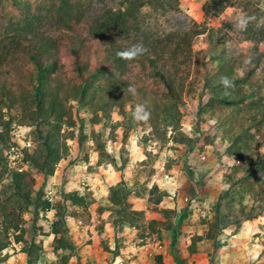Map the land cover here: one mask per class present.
Masks as SVG:
<instances>
[{
    "label": "rangeland",
    "instance_id": "374dc122",
    "mask_svg": "<svg viewBox=\"0 0 264 264\" xmlns=\"http://www.w3.org/2000/svg\"><path fill=\"white\" fill-rule=\"evenodd\" d=\"M206 1L176 0L175 10L144 4L126 21L127 33L105 31L102 41L93 34L96 23L119 0H67L62 16L59 0H21L22 9L0 0V83L13 93L0 97L3 118L9 120V139L0 146L7 158L0 167V264H153L158 255L165 264H219V252L229 243L244 250L242 242L264 237V163H258L264 162V121L249 127L252 122L242 117H257L264 102V27L255 26L264 25V0H230L218 13L206 11ZM24 5L34 18L31 39L40 37L48 48L53 70L47 81L62 113L58 140L66 148L50 172L40 170L31 155L42 154L36 130L43 135L54 117L35 124L23 112L35 63L3 46L10 41L7 30L16 28V20L22 23ZM241 15L255 17L245 30L234 27ZM242 31L247 35L240 39ZM110 40L124 49L142 42L166 51L165 68L177 74L175 81H184L175 123H165L163 106L170 101L149 61L141 56L112 70L102 50ZM185 42L190 45L183 52ZM241 56H253L254 64L243 75L239 67L224 64ZM97 67L107 70L96 72ZM80 76L101 86L108 84L105 77L116 76L122 80L118 86L131 83L139 91L135 96L126 91L115 104L102 103L97 89L87 103L65 97L62 83H78ZM221 76L234 81L228 96ZM248 78L253 86L245 83ZM250 91L257 97L248 96ZM227 98L240 108L229 111L222 101ZM138 103L151 113L147 122L131 115ZM257 166L253 176L243 178ZM11 171L29 175L22 184L32 200L26 209L14 193ZM114 185L123 198L118 203L111 194ZM4 215L19 218L17 228L4 231ZM249 216L262 218L245 224Z\"/></svg>",
    "mask_w": 264,
    "mask_h": 264
},
{
    "label": "trees",
    "instance_id": "16d2710c",
    "mask_svg": "<svg viewBox=\"0 0 264 264\" xmlns=\"http://www.w3.org/2000/svg\"><path fill=\"white\" fill-rule=\"evenodd\" d=\"M10 5L13 8L16 9H22V3L21 0H7ZM60 4L58 5L57 10L60 16H62L66 10L67 6V0H59ZM230 0H207L204 4L203 8L206 11H210L212 13H218L220 12L224 7H226L229 4ZM147 3H151L152 5L156 7H163L165 9L169 10H175L177 8L176 0H119V6H117L114 9H108L106 10L102 15V22H97L96 27V33H93L98 39L103 41V32L105 31H111L112 35L119 33H127L128 31V20L134 19L137 17V14L140 11V8ZM25 6V5H24ZM23 17L22 23H20L19 20H16V28H12L10 30H7L9 32L10 41H8L3 46L8 49L10 48L13 51H17L19 53L24 52L26 56L32 60L35 63V70L28 73L27 77V87L24 91L25 94V100L23 104V112L25 115V119L29 120L32 123H37L38 120L47 119L49 116H53L54 120L52 122L48 121V130L44 132L43 135H41V130H36V133L38 134V140L40 139V143L42 145V154H39L36 152L34 155H31L32 162L42 171H51L50 164L52 162H55L60 158L61 153L65 150V146L60 143L58 138H60L59 134V122L61 120V114L57 113V111L60 108V102L57 99L56 93L54 89L50 88V82L47 81L48 71L53 70V67L51 65V62L46 57L47 54V46L42 43V41H39L40 37L36 40L31 39L30 32L33 30L32 28V19L33 14L29 13V9L25 6V9L23 10ZM19 24V25H18ZM228 27H230L229 24H227ZM234 28V27H230ZM237 32L238 38H244V36L247 35V32L242 31ZM4 31L0 33V43H2V39L4 38ZM28 41V43H26ZM114 40L107 41V44H105L102 48L103 51L106 52L107 57L110 58L109 64L112 66V70H119V69H125V63L127 61L121 60L117 57L116 53L120 50H123L124 48L120 47L119 45L115 44L113 42ZM106 42V41H105ZM184 41L181 45H183ZM185 46L180 45V50L185 51L189 47V42H185ZM0 48H2L0 46ZM183 49V50H182ZM174 52V50H171ZM1 53V50H0ZM165 53L160 52L155 45H150L148 47V52L143 55L144 59L148 60L151 65V74L155 76V78L161 83V86L163 87V92L166 95V97L170 101V105L163 106V112L167 114V121L165 123H175L176 120V109H177V100L179 98V91L180 87L183 84V79L181 81L176 79H173L172 75H176L175 73L169 74L168 70L165 68L166 63V56ZM4 55H6V52H4ZM1 56V54H0ZM74 66L78 69V71H81V67L79 65V62L74 60ZM253 56H241V58H232L230 60L224 61L225 65L234 68L239 67L242 71V75L245 73H249L252 71V64ZM96 72H100L103 70L105 72L107 69L105 67L95 68ZM108 73V72H106ZM81 75V73L79 74ZM90 75L92 77L96 78V74L94 72H91ZM82 76V75H81ZM80 76V79L78 83L76 80L73 79H67L65 82L62 83L64 89L66 90L65 97L67 98H74L76 100H79L83 103H87L88 99H92L94 96V92L97 89V91L101 94V102L104 104H115L118 103L117 100L121 99L123 97L124 93H126L127 88L130 84H121L118 86V83H121L122 80L116 76L111 77H105L104 81H107L108 84L105 86L99 85V82L96 83L90 80H87L86 78H83ZM183 81V82H182ZM245 83L247 85H254V81L249 79L245 80ZM90 85V89L87 91V88ZM132 86V85H131ZM118 87L119 90H116ZM139 91V89H137ZM30 91V92H29ZM122 91V92H121ZM29 92V95H26ZM120 92V93H119ZM128 93V92H127ZM12 96V91L8 90L5 86V83H0V97L5 95ZM248 96L257 97V94L254 91H250ZM125 99H128L130 96L127 94L124 96ZM122 100V99H121ZM223 104L228 105L229 111H232V109H236L237 107L240 108L239 104L237 105V101L234 99H223ZM0 104H5L4 100L0 99ZM260 110L258 111V116L255 117V115H242L243 119L246 118V120L251 121L249 127L256 126L254 124H261L264 121V102H262V106H260ZM1 106H0V146L2 145L3 141H7L9 139V136L7 134L8 128H9V120L3 118V113L1 112ZM233 113V112H232ZM241 126V125H240ZM239 126V127H240ZM167 127H169L167 125ZM248 128V127H247ZM264 143V140H263ZM245 145V144H244ZM237 157H242V155L236 151L233 152ZM28 155H25L24 157H27ZM41 160L40 163L35 162L36 160ZM7 158L5 155L0 152V167L6 165ZM259 164H262L263 160H258ZM259 168L258 166L256 168H253L251 170H248L244 174V179L253 176L255 170ZM11 177V185L14 189V193L21 195L23 198V203L21 208L26 209L29 203H32V200L29 198V191L22 190V184L23 182L29 177V175L25 172L20 171H11L10 174ZM118 186H112L111 187V194L112 198L114 199L115 203H118L123 201V198L119 197L117 194ZM264 209V207H261ZM1 211V210H0ZM255 216H249V218L244 219H252ZM3 221V228L4 231L8 228H17L19 218L6 216L4 215L2 218ZM17 241V239H16ZM153 264H165L161 260V256H156L153 260Z\"/></svg>",
    "mask_w": 264,
    "mask_h": 264
},
{
    "label": "clouds",
    "instance_id": "9594fccd",
    "mask_svg": "<svg viewBox=\"0 0 264 264\" xmlns=\"http://www.w3.org/2000/svg\"><path fill=\"white\" fill-rule=\"evenodd\" d=\"M255 17H249L245 15H241L234 27L239 30H245L249 24V22L253 21ZM257 28L264 27V25L257 23L255 25ZM148 52L147 47L142 42H137L129 47L120 50L116 53L117 57L124 61H133ZM219 83L223 86L224 92L223 95L228 96L230 95V89L235 87L234 81H232L228 76H221L219 79ZM127 92L135 96L137 94V90L134 86L129 85L127 88ZM131 115L134 120L139 122H147L150 117L151 113L147 108V105L144 103H138L135 105L134 109L131 112Z\"/></svg>",
    "mask_w": 264,
    "mask_h": 264
},
{
    "label": "crops",
    "instance_id": "0c3cea01",
    "mask_svg": "<svg viewBox=\"0 0 264 264\" xmlns=\"http://www.w3.org/2000/svg\"><path fill=\"white\" fill-rule=\"evenodd\" d=\"M262 217H258L256 219H252L251 221L246 220L244 223L252 224L260 220ZM242 226L239 225V227ZM257 226V225H256ZM261 227H256V231H259ZM243 230V229H240ZM252 238H249V241L242 242L244 245V250H242L243 246L236 245V247L232 248V243L228 244V248L225 250H221L219 252V264H249L248 261L253 262L252 264H264V251L262 250L264 247V237H259L260 240L257 243L252 242ZM235 238L229 239L230 242L234 241ZM251 241V242H250ZM234 243H236L234 241ZM248 251L253 254L250 255Z\"/></svg>",
    "mask_w": 264,
    "mask_h": 264
},
{
    "label": "built area",
    "instance_id": "2783aa9c",
    "mask_svg": "<svg viewBox=\"0 0 264 264\" xmlns=\"http://www.w3.org/2000/svg\"><path fill=\"white\" fill-rule=\"evenodd\" d=\"M28 144V143H27ZM10 150H13V147H10ZM16 155H13L12 157H15ZM17 157V156H16ZM201 158L203 159V156H201ZM160 175H162V172H160ZM50 192H48V194H49ZM48 194H46V197H47V195ZM45 216H47V211H45ZM259 241V237H257V236H254L253 238H252V242L253 243H257ZM155 246H156V249H158V251L161 249V245L159 244V242L158 243H156L155 244Z\"/></svg>",
    "mask_w": 264,
    "mask_h": 264
}]
</instances>
